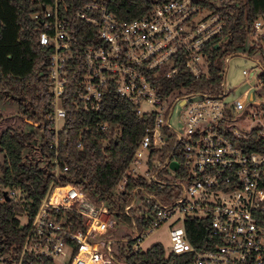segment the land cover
<instances>
[{"label": "built area", "instance_id": "built-area-1", "mask_svg": "<svg viewBox=\"0 0 264 264\" xmlns=\"http://www.w3.org/2000/svg\"><path fill=\"white\" fill-rule=\"evenodd\" d=\"M62 1L53 0L34 16L40 22L39 45L51 51L47 120L52 124V182L34 215L18 217L17 229L26 226L19 253L0 251V264H111L115 258L116 241L107 236L121 221L79 185L54 183L67 171L59 161V133L66 117L62 98L74 78L75 112L97 115L104 97L114 94L139 118H152L112 192L125 195L130 178L144 182L130 190L131 201L122 210L139 242L131 253L146 252L140 249L143 240L164 227L169 247L155 264H264V101L258 96L264 90V13L253 21L246 38L263 62L256 61L255 54L240 56L253 63L241 75L256 85L228 101L236 89L227 82V70L237 55L224 59L219 94L179 95L169 86L182 71L193 79L207 73L205 49L226 25L216 11L226 0H145L146 13L131 20L117 18L110 0H90L74 14L85 24L78 39L84 46L75 42L60 13ZM239 117L251 122L237 128ZM161 128L173 133L176 144L160 162L157 155L165 146ZM96 130L105 136L103 145L120 137V129L112 131L107 124H98ZM165 170L177 182L168 181L162 175ZM5 192L16 203L24 198L15 188ZM137 207L144 225L131 215ZM187 220L207 222L210 239L203 240V249L190 242Z\"/></svg>", "mask_w": 264, "mask_h": 264}, {"label": "trees", "instance_id": "trees-1", "mask_svg": "<svg viewBox=\"0 0 264 264\" xmlns=\"http://www.w3.org/2000/svg\"><path fill=\"white\" fill-rule=\"evenodd\" d=\"M90 0H63L59 10L71 27V35L78 45L81 28L85 24L77 21L75 11ZM53 0H0V95L11 98L18 105L20 114L27 121L36 123V132H25L8 127L0 134V150L4 160L0 164V251L5 254L19 253L26 232V226L17 229L19 219L26 215L30 219L52 182L50 165L52 124L47 120L51 110L49 93L48 60L50 49L41 47L38 42L40 22L34 16L42 8L52 5ZM110 10L119 19L131 20L142 16L149 8L145 0H110ZM226 25L214 41L207 45V73L193 79L182 71L170 81L174 94L193 93L219 94L222 91L224 59L230 55L255 54V49L246 46L247 34L256 17L264 13V0H226L216 8ZM87 27V26H86ZM77 78L71 79L62 98L66 111L65 123L59 133V161L67 167L54 183L77 184L90 198L103 202L111 216L130 229L131 221L124 217L122 210L130 201V190L143 186L141 179H131L125 195L112 192L128 168L135 149L139 145L145 128L152 124L151 117L139 118L135 109L125 100L108 94L104 97L102 110L97 115L81 114L71 106ZM107 124L110 130L119 128L120 137L103 145L105 136L96 130L98 124ZM165 146L157 155L161 162L175 146V136L166 128H161ZM31 151L27 153V151ZM35 153V154H34ZM151 162V160H150ZM155 169V168H152ZM15 188L23 193L19 202L6 201L3 193ZM137 209L131 211L138 225H144L137 217ZM190 242L197 249H203V240H209L207 222L187 220ZM193 228V230H192ZM113 230L107 237H115ZM131 244L128 234L121 236ZM133 264H155L165 253L160 245H153L146 252L131 253L121 250ZM48 264L47 260L37 263Z\"/></svg>", "mask_w": 264, "mask_h": 264}, {"label": "rangeland", "instance_id": "rangeland-1", "mask_svg": "<svg viewBox=\"0 0 264 264\" xmlns=\"http://www.w3.org/2000/svg\"><path fill=\"white\" fill-rule=\"evenodd\" d=\"M245 48H248L247 43ZM241 55L242 53L237 54L238 57H235L236 59L229 62L228 65L229 69L227 70V82L231 85V88L236 89L234 94L228 97V101H233L234 99L242 96L243 92L246 91L248 87H254L256 85L255 80H247L241 75V71L243 69L250 70L253 67L252 61L248 59H242L240 57ZM254 59L256 61L263 62V59L260 57L259 53H255ZM258 94V96H260L259 100L264 101V90H259ZM170 100H172V98H170ZM250 122L251 121L248 119H242L241 117H239L236 122H234V125L239 128L240 126L244 127L248 125ZM8 127L21 129L25 132H36L38 134L36 137H39L40 135L37 124L27 121L26 116L19 113L17 103L11 98L0 95V134ZM30 152V150L27 151V153ZM3 160L4 154L0 150V164L3 162ZM162 175H164L165 178H167L170 182H177V180L169 170H165ZM138 204H141L140 198L137 199V205ZM20 220L21 223L24 222L23 218H20ZM115 230H117L115 237H110L111 239L116 241L112 246V254L115 258L112 260L111 264H126L124 258L125 256L119 254L120 250H123L124 252L127 251L128 248H130V250H134L136 249V245H139V242L136 240V233L130 230V228L127 225H124L122 222L119 223V226H117ZM123 234H128L130 240H132L131 244H129L127 240H123V238L121 237ZM103 239L104 237L100 240ZM156 244L162 246L164 250L168 249L169 239L167 236L166 228L162 227L151 232L149 236L141 243L140 249L142 251H146L152 245Z\"/></svg>", "mask_w": 264, "mask_h": 264}, {"label": "water", "instance_id": "water-1", "mask_svg": "<svg viewBox=\"0 0 264 264\" xmlns=\"http://www.w3.org/2000/svg\"><path fill=\"white\" fill-rule=\"evenodd\" d=\"M42 9H43V8H42ZM171 167H172V168H175V165L172 164ZM3 196L5 197V200H6V201L9 200V198H8L7 195H6V192L3 193Z\"/></svg>", "mask_w": 264, "mask_h": 264}]
</instances>
